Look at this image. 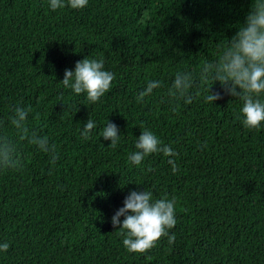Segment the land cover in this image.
Returning a JSON list of instances; mask_svg holds the SVG:
<instances>
[{
  "label": "trees",
  "instance_id": "obj_1",
  "mask_svg": "<svg viewBox=\"0 0 264 264\" xmlns=\"http://www.w3.org/2000/svg\"><path fill=\"white\" fill-rule=\"evenodd\" d=\"M249 4L89 0L53 12L48 0H0V134L16 143L20 160L0 169V243L10 245L0 264H264V127H243L241 102L224 93L213 104L196 88L191 104L166 97L176 71L216 58ZM84 57L103 58L115 74L95 104L60 82ZM150 79L164 86L138 103ZM211 91H221L218 82ZM14 105L32 109L29 133L49 138L55 162L19 140L9 123ZM88 118L97 128L84 140ZM106 120L121 134L116 148L98 137ZM145 129L177 155L131 165ZM143 189L175 199V241L162 236L133 253L110 218L130 191Z\"/></svg>",
  "mask_w": 264,
  "mask_h": 264
},
{
  "label": "clouds",
  "instance_id": "obj_2",
  "mask_svg": "<svg viewBox=\"0 0 264 264\" xmlns=\"http://www.w3.org/2000/svg\"><path fill=\"white\" fill-rule=\"evenodd\" d=\"M88 3L89 0H48V7L53 12L64 8L80 10ZM236 28L215 59L204 60L194 72L178 70L174 73L166 92L167 102L170 105L173 101L191 104L195 98L191 91L193 88L199 89L197 94H204V101L210 104L221 99L224 93L241 102L236 119L242 126L259 130L264 127V0H250L243 22ZM114 79L115 74L105 69L103 58L84 57L75 63L74 68L65 69L60 82L64 89L71 90L76 96L84 95L89 104H95L111 89ZM216 82L221 87L219 92L211 91ZM163 86L159 79L148 80L137 94L136 101L143 102ZM31 111L30 107L11 106L9 123L17 131L19 140H27L40 152L50 154L52 162H55V146L50 144L49 138L34 131L29 133L26 122ZM171 111L176 113L177 108L171 107ZM96 128V122L88 118L79 134L88 140ZM98 137L110 141L108 146L116 148L121 134L114 123L106 120ZM155 153H163L165 157L177 155L152 131L145 129L134 141V151L128 155V161L139 166L146 157ZM167 162L175 173V161L170 158ZM18 166L16 143L7 135L0 134V169ZM175 205L174 198L164 196L156 199L150 190H133L125 196L123 206L115 211L110 222L114 229H119L116 234L128 252L144 253L162 236L167 237L169 245L174 243L175 236L169 234V230L177 223ZM9 247L7 242L0 243V253L7 252Z\"/></svg>",
  "mask_w": 264,
  "mask_h": 264
}]
</instances>
